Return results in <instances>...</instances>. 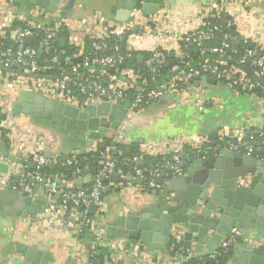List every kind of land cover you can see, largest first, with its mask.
Wrapping results in <instances>:
<instances>
[{"label": "built area", "instance_id": "built-area-1", "mask_svg": "<svg viewBox=\"0 0 264 264\" xmlns=\"http://www.w3.org/2000/svg\"><path fill=\"white\" fill-rule=\"evenodd\" d=\"M207 11L199 25L191 27L192 15L183 14L173 17L169 11L141 14L130 22H117L99 14H95L93 18L74 19L70 22L69 19L59 17L55 10L45 12L40 9L38 12L45 21H48V25L31 22L25 23V26L14 24L9 28V24L0 22V39L8 40L9 35L12 43L4 46L1 44L0 65L21 69L28 74H42V78L17 75L21 79L26 78L25 81L12 80V84L18 88L39 93L46 98L77 106L81 110H84L88 103L109 102L113 104L117 99L124 98L130 100L128 112L137 111L152 102L161 91L176 92L186 98L202 100L203 96L200 95L193 82L204 73L226 82L234 92H248L256 95L257 89L264 91L262 86L240 68L225 60L208 58L210 55H215L236 59L238 63L252 69L258 77L264 79V10L255 11L249 0H217ZM226 15L228 18H225ZM212 18H225V28L222 25L211 23L209 20ZM35 29H40L43 34L40 42L41 48L40 44L38 47L25 43L27 37L34 36ZM63 29L68 30L67 39L70 45L79 44L78 35L84 33L90 40V53L86 56L78 53L67 54L64 47L56 46L58 34ZM217 32L222 34L219 45H205L204 42L212 39ZM170 39L178 42L174 55L178 58L179 65L173 70L181 66L188 67L160 81V67L163 66L169 54L164 49V44ZM233 42H241L242 48L233 46ZM192 43L198 47L199 55L203 57L195 65L192 64V56L186 50L187 44ZM140 51L146 52L142 59L144 72L141 69L122 66L126 59L132 58ZM76 58H81V66L85 71L79 68V64L75 62ZM69 72L71 76L68 75ZM1 74L3 72H0ZM6 74L7 76L13 75ZM156 80H159L158 84L148 87L149 81L152 84ZM129 90L135 92L132 98L128 97ZM256 96L264 103V93ZM0 110L3 113L1 106ZM2 130L6 143L1 139ZM226 137L228 136L223 132L218 135V139L224 141L230 150L246 155H253L260 147L259 141L250 131L241 134L236 140ZM38 138L34 139L31 134L20 133L10 127V118L4 117L0 121V142L16 156L37 164L36 169L30 170L26 166L9 163L10 171L0 173V189L21 190L33 197L35 189L40 186L44 190L47 206L37 213L35 219L38 224L46 223L52 228L74 233L89 229L94 237L91 238V244L88 245L83 256L84 264H92L96 252L102 247L109 255L108 264H149L151 262L157 264L156 256L147 250L143 241L115 239L104 244L102 241L104 229L96 226L97 218L101 215L104 206L102 192L110 186L123 189L125 183L120 180L104 184L96 179L90 188L65 189L66 184L72 185L76 178L81 177L82 171L76 169L74 172L76 177L72 180H64L61 175H55L57 181L40 173L38 168L40 165H52L55 161L44 158L40 152L42 143ZM28 139L33 142L32 150H28L24 144V141ZM206 141H208L207 136L200 135L190 143L194 156L199 155L205 159L204 144ZM183 145L184 140L174 143L165 154L170 156V160L149 170L150 178L145 186L142 185L147 194H155L170 179L182 175L180 164H185L188 157V154L184 153ZM111 151L108 147L99 151L100 168L95 174L96 177L103 176L104 179H109L112 173L121 174L116 170ZM74 157L72 155L67 160V164L74 162ZM140 160L138 156H133L126 159V162L132 166V171L136 176L143 178V172L146 169L137 165ZM0 161L7 162L1 155ZM13 164L18 166V171L14 173L11 168ZM162 174L168 175L170 179L162 180ZM61 184H65V188H61ZM90 204L96 206L94 214L88 211ZM182 234L181 227L175 226L170 236L178 243L183 241ZM241 238V232L233 227L227 239L220 242L219 248L227 252L233 249ZM185 249L184 256L181 254L167 256L170 261L165 264H181L184 259L202 256L192 249ZM217 252L216 249L208 254L215 256Z\"/></svg>", "mask_w": 264, "mask_h": 264}, {"label": "crops", "instance_id": "crops-1", "mask_svg": "<svg viewBox=\"0 0 264 264\" xmlns=\"http://www.w3.org/2000/svg\"><path fill=\"white\" fill-rule=\"evenodd\" d=\"M216 1L166 0L165 7L159 9L158 12L169 11L173 17L183 14L192 15L191 27H196L206 16L207 9L211 8L213 2ZM249 2L255 11L264 10V0H249ZM63 4L64 2H61L55 11H57V15L61 14L59 17L69 19L70 22L74 19L93 18L95 14L117 21V12H114L113 8L120 10L117 0H77L75 6L68 11L62 10ZM40 9L50 12L48 8L32 0H0V22L9 24V28L14 26L16 20L24 24L37 23L44 20L38 12ZM141 14L147 15L140 10L133 9L123 22L133 21L136 16H141ZM7 38L10 41L9 35ZM61 38H66L65 46L75 47L76 53L80 55L86 53L85 38L87 36L84 33L78 35L79 44H68L67 36L59 37V43ZM164 45L167 52L175 53L177 51L178 42L176 40L170 39ZM137 55L143 59L146 52L140 51ZM24 79L19 78L16 74L7 76L6 73H3L0 75V106L5 117L10 118V127L20 133H29L34 139L39 137L38 139L42 143L40 152L46 160L55 161V163L65 161L68 156L97 151L95 147L97 141L93 140L90 146L85 145L86 130L78 117L63 116L46 119L38 114L12 115L11 102L16 99L21 90H26L14 86L12 80L22 81ZM195 87L203 96L202 100L186 98L176 92L161 91L152 102L141 110L127 112L126 118L119 128L109 129L102 134L101 139L106 142V147L110 148L112 152L117 143L135 141L139 143L140 150L150 156L165 155L174 143L184 140V153H188L190 150L192 152L191 155L188 154L186 160H193L200 157L199 155L194 156L190 149V143L196 137L207 136L208 141L204 144V148L206 154H210L214 158L226 156L232 151L224 141L218 139L219 133L223 132L228 136L226 138L236 140L241 134L250 131L259 141L258 145L260 146L251 156L258 160H264V103L259 100V97L248 92H234L226 82L221 80H217L216 83L206 81L204 87L201 85ZM77 108L81 111L79 107ZM24 144L28 150H32L33 142L30 139L24 141ZM46 152H49V158L45 157ZM62 157L65 159L63 160ZM205 159L207 158L205 157ZM11 168L13 173L18 171V166L14 164ZM182 171L184 174L195 172V166L193 163L186 162ZM92 175L87 173L78 178L82 179L81 184H87L91 183L90 176ZM135 177L137 176L133 175L130 181L122 179V182L125 183L123 189L110 186L102 192L104 206L101 215L97 218V227L104 229L109 224H116L127 213L137 214L150 211L157 214L177 195L178 191L170 188L169 181L155 194L149 195L142 188V183L136 182ZM52 178L57 181L56 176ZM75 180L72 185L66 184V188L80 187L75 184ZM107 181L113 183L110 179ZM33 198L36 202H44V208L47 206L44 190L40 186L35 189ZM36 215L25 217L14 214L6 215L0 209V264H23L26 260L25 252L18 250V246L25 250H37V247L44 246L50 254L46 264H84L83 256L89 245L86 242L91 241V238L85 234L86 229L80 233L62 231L52 228L46 223L38 224L35 219ZM253 218L246 215L237 219L235 227L241 232L240 241L252 240L256 234L264 233V228L255 225ZM124 237H126L125 234L117 235L116 240L125 239ZM170 238L171 236L167 239L166 244ZM205 238H203V242H205ZM196 241L199 240L194 233L192 243H196ZM164 251L150 252L156 256L157 264H165L170 261ZM105 256H108L107 261ZM94 260V264L97 262L100 264L109 263V255L104 247L98 250Z\"/></svg>", "mask_w": 264, "mask_h": 264}, {"label": "water", "instance_id": "water-1", "mask_svg": "<svg viewBox=\"0 0 264 264\" xmlns=\"http://www.w3.org/2000/svg\"><path fill=\"white\" fill-rule=\"evenodd\" d=\"M32 1L48 8L49 11H54L61 2H64L61 6L62 10L68 11L77 2V0ZM165 2L166 0H117L120 10L113 8V11L117 12L116 20L123 22L133 9L140 10L147 15L154 14L165 7ZM60 15L59 13L58 16ZM32 40L33 37L29 36L25 39V43L31 44ZM65 44L66 38H61L59 45L64 47ZM41 46L42 44H40V48ZM208 58L227 61L240 68L264 88V79L258 77L252 69L238 63L236 59L215 55H210ZM187 67L181 66L173 70L169 76L172 77ZM0 72L18 76L43 77L42 74H28L21 69H13L4 65H0ZM68 75L71 76V72ZM52 77L55 78V76ZM206 81L216 83L217 79L204 73L193 82V85L204 87ZM153 83L158 84L159 80ZM11 103V114L14 116L38 114L46 119L63 116L78 117L85 126V145L90 146L95 140L97 141L95 144L97 151L106 147V142L101 139L102 134L109 129L119 128L130 107V100L119 98L113 104L109 102L88 103L84 110L80 111L71 104L46 98L39 93L27 90H21ZM0 155L7 161H0V173L10 171L9 163L26 166L30 170L37 168L36 162L16 156L2 142H0ZM48 155L49 152H46L45 157L49 158ZM62 158L65 159V157ZM186 162L194 164L195 172L182 173L179 177L169 180L170 188L178 192L164 209L157 214L150 211L137 214L127 213L118 223L104 227L103 243L107 244L115 240L117 235L125 234V239H137L145 242L146 248L150 252L164 251L172 229L179 226L183 233L184 247L193 249L197 254L205 255L209 251L216 250L220 242L227 239L231 229L235 227L237 219L241 216L254 217L255 225L264 228V160H258L251 155L232 150L226 156L214 157L212 162L201 157L193 160L187 159ZM137 165L143 167L144 162L140 160ZM180 166L184 170L185 164L181 163ZM38 168L42 170L44 165H40ZM83 172L87 174V170ZM132 177V174L112 173L109 175V179L114 182H119L122 179L130 181ZM96 179L103 181L104 177L90 176L92 183ZM142 179L139 176L135 177L139 184L142 183ZM81 183V178L75 180L76 185H81ZM61 188H65V184H61ZM44 206V202H36L24 191L0 189V209L6 215L14 214L23 217L35 215L41 212ZM88 210L94 214L95 204H90ZM194 233L199 240L196 243H192ZM85 234L89 238L94 237L89 229L85 230ZM204 237H206L205 242H203ZM86 243L91 244V241ZM18 250L25 252L26 260L23 264H46L50 255L44 246L37 247V250H25L18 246ZM96 253L98 254V251ZM105 259L107 261L108 256H105ZM97 264L100 263L97 262ZM104 264H108V262ZM228 264H264V233L256 234L252 240L239 241L232 249Z\"/></svg>", "mask_w": 264, "mask_h": 264}, {"label": "trees", "instance_id": "trees-1", "mask_svg": "<svg viewBox=\"0 0 264 264\" xmlns=\"http://www.w3.org/2000/svg\"><path fill=\"white\" fill-rule=\"evenodd\" d=\"M225 18H228V15L225 16ZM225 18H212L209 21L211 23H215L216 25H222L223 28L224 27V19ZM40 23H43L44 25H48V21L45 20H40ZM16 25H21V26H25L24 23L20 22V21H15ZM35 34L33 36V40L31 45L33 46H38L40 42L43 39V34L42 31L40 29H35ZM233 33V31H232ZM68 35V30L67 29H63L59 34H58V40L56 41V46H58L59 43V37L61 36H67ZM222 40V34L220 32H217L214 37L212 39L206 40L204 42L205 45L207 46H215V45H219V43ZM1 44H3V46L5 44H12L11 41L9 40H2L0 39V47L2 46ZM233 46L237 47V48H242V43H232ZM85 45H86V53H84V56L88 55L90 52V40L88 38H85ZM65 50V52L67 54H74L76 53V48L73 46H69L66 45L63 48ZM186 50L189 52V54L192 56V64H197L199 61H201L202 57L199 55V49L198 47L192 43V44H187V48ZM75 62H77L79 64V68L82 71H85V69L81 66V58H76ZM179 65V60L178 58L175 57L173 52H169L165 63L163 64V66L160 67V76H159V80H165L168 79L170 76L169 74L173 71V68L175 66ZM122 66H128L131 68H135V69H141L143 72L144 70L142 69V59H140L138 57V55L136 54L135 56L133 55L132 58H128L126 59ZM97 71V70H96ZM222 81V80H221ZM105 83H107V81L104 80ZM224 82V81H223ZM152 84L149 81L148 82V87H151ZM264 91L261 89H257L255 94L256 95H263ZM9 95L11 93H8ZM15 94V93H14ZM135 95V92L133 90H129L128 92V97L132 98ZM80 97V96H79ZM11 98V97H10ZM82 98V97H81ZM5 117L4 113H1L0 110V121ZM1 139L4 143H6V139L4 136V131L2 130V135H1ZM115 149L113 150V152L111 151V156L113 161L115 162V167L116 170L120 171V173L122 175H127V174H132L135 175L134 172L132 171V166L130 164H128L126 162V159L131 158L133 156H138L143 162H144V166L143 168H145L146 170L143 172V182L142 185H146L148 179L150 178L149 175V170L153 169V168H157L159 165H161L162 163H164L167 160H170V156L169 155H155V156H150L147 154H144L141 150H140V146L139 143L132 141V142H128V143H117L114 147ZM186 154H192L191 150L190 152H186ZM71 158V156H68L67 159L63 162L57 161L55 164L52 165H46L44 166V168L42 170L39 169L40 173H43L45 175H48L50 178H52L55 175H61V178L64 180H72L76 177L75 175V170L76 169H80L81 175L84 174V170H87L88 174H93L95 175L97 173V171L100 168V159L101 156L99 154V151H94V152H89V153H81L78 155H75V161L67 164V160H69ZM206 158L208 159V161L212 162V157L210 156V154H206ZM150 165L153 166V168H150ZM161 179H167V181L170 179V177L168 175L162 174L161 175ZM108 179H104L102 181V183H107ZM92 182L91 183H87V184H81L80 187L82 188H90L92 186ZM67 189V188H65ZM157 192V191H156ZM101 249V248H100ZM217 254L215 256H211V254H205L202 255L200 258H196V257H190L188 259H184L182 260L181 264H227L230 259H231V255H232V249H229L227 252H223L222 249H217ZM166 253V256H173L175 254H181L182 256H184L186 254V249L184 248V245L182 242H178L176 243L174 241V239L171 237L168 241V243L166 244V249L164 251ZM95 260H92V263L94 264Z\"/></svg>", "mask_w": 264, "mask_h": 264}]
</instances>
